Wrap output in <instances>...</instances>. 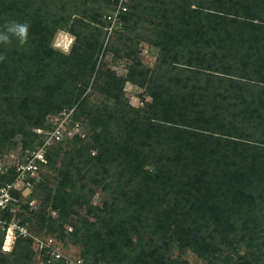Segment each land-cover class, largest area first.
Wrapping results in <instances>:
<instances>
[{
    "label": "trees",
    "instance_id": "16d2710c",
    "mask_svg": "<svg viewBox=\"0 0 264 264\" xmlns=\"http://www.w3.org/2000/svg\"><path fill=\"white\" fill-rule=\"evenodd\" d=\"M117 5L0 0V28L30 26L23 46L0 44V154L41 146L37 130L71 111L22 222L80 247L82 264H264V0H130L108 40ZM113 40L127 75L106 68ZM127 82L148 90L142 107L122 99ZM37 251L19 237L1 264H66Z\"/></svg>",
    "mask_w": 264,
    "mask_h": 264
},
{
    "label": "built area",
    "instance_id": "2783aa9c",
    "mask_svg": "<svg viewBox=\"0 0 264 264\" xmlns=\"http://www.w3.org/2000/svg\"><path fill=\"white\" fill-rule=\"evenodd\" d=\"M129 3L130 0H118L117 8L108 15L111 20L108 27V40L120 22V13L128 10ZM63 114L64 117L59 120L58 127L45 132V142L41 146L21 154L14 152L0 154V264L3 256L14 250L19 237H34L41 256L43 251L48 249V254L51 255L50 261L57 260L66 264H82L83 262L82 258L72 260L62 253L54 246L53 238L44 241L37 237L29 226L22 222V217L19 215L24 212L23 196L32 192L35 180L40 178L44 166L48 164L47 148L63 140L65 124L71 111L65 110ZM38 132L41 133L43 130L38 129ZM83 135L79 125L70 132V136L74 139ZM17 192L21 195L19 196ZM34 204L35 200H31L30 205Z\"/></svg>",
    "mask_w": 264,
    "mask_h": 264
},
{
    "label": "rangeland",
    "instance_id": "374dc122",
    "mask_svg": "<svg viewBox=\"0 0 264 264\" xmlns=\"http://www.w3.org/2000/svg\"><path fill=\"white\" fill-rule=\"evenodd\" d=\"M75 40H76V37L73 34H71L70 32H68L66 30H60V31H58V33L55 36L53 45L55 48H58V49L66 52V53H69L71 51L74 43H75ZM107 48L110 51H109V54L107 55V57L105 58L106 68L115 70L120 75H127L128 71H129L130 61L124 57H118L115 54V52L112 51V49L114 48V40L111 41L107 45ZM138 56H139L140 61L143 64L152 68L156 64V61L158 58V53L156 51L152 50L150 45L147 42L141 41L140 52H139ZM145 98L150 99L148 90L146 88L139 87L138 85H135L132 82L126 83V87H125L123 98H122L125 102H128V103H131L133 105L142 107L143 106V100ZM37 132H38V130H37ZM43 132H46V131L43 130ZM9 153H12V152H7L6 154H9ZM16 153L21 154V152H16ZM50 172H51L50 169H48L46 171V173H50ZM28 195H26V196H28ZM26 196H23V200ZM104 197H105L104 194L99 192L95 196L94 201L96 203H99V201H101ZM33 200H35V204L30 205L31 210L37 211L39 209V207H41V208L45 207L46 208L45 205H42L40 203V199L35 198ZM52 214L56 215L57 213L55 211H52ZM36 232H37L39 238L44 240V241H49L50 238H53L54 239V242H53L54 246L59 248V250L62 253L69 256L72 260H78L79 259L78 257L81 254L80 247L73 245L71 242H64V241H61L59 238L56 239L55 237H50L47 234H45L44 232H39L38 230ZM36 246L38 247V244ZM36 258H37V260H38V258L41 259V254H40L39 250L37 251ZM189 258L193 264H199V263L202 264V262H199L198 257L194 254H190Z\"/></svg>",
    "mask_w": 264,
    "mask_h": 264
},
{
    "label": "clouds",
    "instance_id": "9594fccd",
    "mask_svg": "<svg viewBox=\"0 0 264 264\" xmlns=\"http://www.w3.org/2000/svg\"><path fill=\"white\" fill-rule=\"evenodd\" d=\"M29 25L16 21L7 22L0 28V44L7 45L13 39L17 40L21 46L27 43L29 36ZM5 60V56L0 55V62Z\"/></svg>",
    "mask_w": 264,
    "mask_h": 264
}]
</instances>
